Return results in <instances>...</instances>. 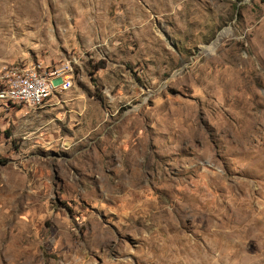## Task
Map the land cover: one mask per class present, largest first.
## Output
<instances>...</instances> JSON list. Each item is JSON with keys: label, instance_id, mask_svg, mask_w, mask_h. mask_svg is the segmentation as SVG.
I'll use <instances>...</instances> for the list:
<instances>
[{"label": "rangeland", "instance_id": "374dc122", "mask_svg": "<svg viewBox=\"0 0 264 264\" xmlns=\"http://www.w3.org/2000/svg\"><path fill=\"white\" fill-rule=\"evenodd\" d=\"M61 61L0 106V264H264V0H0V83Z\"/></svg>", "mask_w": 264, "mask_h": 264}, {"label": "bare ground", "instance_id": "6f19581e", "mask_svg": "<svg viewBox=\"0 0 264 264\" xmlns=\"http://www.w3.org/2000/svg\"><path fill=\"white\" fill-rule=\"evenodd\" d=\"M226 34L227 33L225 32L224 36ZM214 47V45L210 46V48L212 49ZM64 67H68L69 69L68 65ZM32 69L33 68H16L7 72V74L4 76V79L0 83V102L11 101V103H21V95H12V93L18 91V84L16 83H20V85H29V82H36V75H30V70ZM57 73L58 69H37V76L39 77H55ZM25 75H29V78H25ZM68 76L69 75H67L66 79H68ZM61 86L62 84L53 86L52 89L48 90V94H46L44 97L36 99L35 102H29V105L27 107L41 108L45 106L49 102V100L59 91Z\"/></svg>", "mask_w": 264, "mask_h": 264}, {"label": "built area", "instance_id": "2783aa9c", "mask_svg": "<svg viewBox=\"0 0 264 264\" xmlns=\"http://www.w3.org/2000/svg\"><path fill=\"white\" fill-rule=\"evenodd\" d=\"M74 63H77V58H74ZM58 66V73L55 77H39L37 76V69L42 67ZM68 72V67H63V61L59 65H48L45 64H35L33 69L30 70V75H36V82H29V85L18 84V91L12 93V95H21V103H11V101L0 102L1 107H8L9 105L15 106H25L29 105V102H35L36 99L44 97L48 94V90L52 89L53 86L59 84H65L66 73ZM25 78H29V75H25Z\"/></svg>", "mask_w": 264, "mask_h": 264}, {"label": "water", "instance_id": "95a60500", "mask_svg": "<svg viewBox=\"0 0 264 264\" xmlns=\"http://www.w3.org/2000/svg\"><path fill=\"white\" fill-rule=\"evenodd\" d=\"M219 36H220V34H219ZM219 36H218V37H219ZM218 37L215 39V41L218 39ZM215 41H214V42H215Z\"/></svg>", "mask_w": 264, "mask_h": 264}]
</instances>
